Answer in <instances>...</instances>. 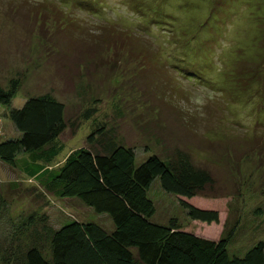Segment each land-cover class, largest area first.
<instances>
[{
	"label": "rangeland",
	"instance_id": "1",
	"mask_svg": "<svg viewBox=\"0 0 264 264\" xmlns=\"http://www.w3.org/2000/svg\"><path fill=\"white\" fill-rule=\"evenodd\" d=\"M263 53L264 0H0V86L7 91L11 80L22 81L11 107L43 95L65 107L63 150L49 166L87 147L93 132L132 149L136 165L183 150L217 182L211 195L185 201L217 211L219 223L187 220L179 198L159 182L148 192L156 222L174 215L185 231L217 240L227 218H239L230 255L264 242L258 83L238 90L229 78ZM5 112L0 106V128L11 131ZM22 168L19 161L11 173L0 172L9 202L0 215V248L14 231H41L44 215L52 228L69 219L112 228L106 214L77 199L44 196Z\"/></svg>",
	"mask_w": 264,
	"mask_h": 264
},
{
	"label": "trees",
	"instance_id": "2",
	"mask_svg": "<svg viewBox=\"0 0 264 264\" xmlns=\"http://www.w3.org/2000/svg\"><path fill=\"white\" fill-rule=\"evenodd\" d=\"M105 49L112 50V46ZM229 78L238 90L258 83L255 93L260 95L264 115V53L259 62L238 65ZM21 84L20 79H13L7 91L0 86V106L6 108L4 116L12 123L11 131L0 128V162L9 166L4 168L1 163L0 169L11 173L22 161V172L44 196L77 199L96 213L106 214L112 228L74 219L52 228L45 224L44 215L41 231L21 232L23 236L12 233L9 243L0 248V264H264L263 241L242 256L229 254L239 218L233 222L227 218L217 240L185 231L174 215L156 222V206L148 192L159 182L163 193L179 198L187 220L219 223L217 211L199 209L185 201L211 195L217 182L183 150L163 158L152 155L136 165L132 149L105 142L101 134L97 140L98 132H93L86 138L87 147L71 151L62 164L50 167L63 150L59 138L68 128L65 107L52 96L43 95L30 97L21 108L13 109L12 99ZM4 187L0 178V215L9 205Z\"/></svg>",
	"mask_w": 264,
	"mask_h": 264
},
{
	"label": "crops",
	"instance_id": "3",
	"mask_svg": "<svg viewBox=\"0 0 264 264\" xmlns=\"http://www.w3.org/2000/svg\"><path fill=\"white\" fill-rule=\"evenodd\" d=\"M9 126L11 127V125H9ZM11 129H12V127H11ZM2 130L4 131V128H2ZM3 171H5V170L4 169H0V172H3Z\"/></svg>",
	"mask_w": 264,
	"mask_h": 264
}]
</instances>
